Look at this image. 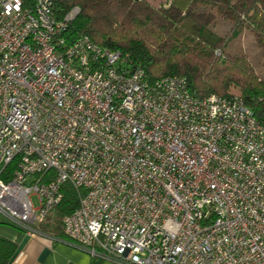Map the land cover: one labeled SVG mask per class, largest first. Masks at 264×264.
<instances>
[{"label":"built area","instance_id":"1","mask_svg":"<svg viewBox=\"0 0 264 264\" xmlns=\"http://www.w3.org/2000/svg\"><path fill=\"white\" fill-rule=\"evenodd\" d=\"M78 11L0 0V222L41 232L69 183L62 232L97 261L264 264V124L237 94L69 41Z\"/></svg>","mask_w":264,"mask_h":264},{"label":"trees","instance_id":"2","mask_svg":"<svg viewBox=\"0 0 264 264\" xmlns=\"http://www.w3.org/2000/svg\"><path fill=\"white\" fill-rule=\"evenodd\" d=\"M62 16L79 11L65 34L69 41L84 35L94 43L128 55L143 69L148 82L166 76L183 77L196 97L239 95L264 124V0H54ZM228 32H219V24ZM247 30L262 59L255 69L241 50L229 43ZM62 200L45 229L62 235L60 218L78 206L71 184L62 185ZM42 230V229H41ZM16 242L0 235V264H10Z\"/></svg>","mask_w":264,"mask_h":264},{"label":"crops","instance_id":"3","mask_svg":"<svg viewBox=\"0 0 264 264\" xmlns=\"http://www.w3.org/2000/svg\"><path fill=\"white\" fill-rule=\"evenodd\" d=\"M11 228L0 234L16 242L17 250L10 264H101L75 247L64 234L55 236L43 229L32 233Z\"/></svg>","mask_w":264,"mask_h":264},{"label":"rangeland","instance_id":"4","mask_svg":"<svg viewBox=\"0 0 264 264\" xmlns=\"http://www.w3.org/2000/svg\"><path fill=\"white\" fill-rule=\"evenodd\" d=\"M150 3L153 5L157 6L160 0H148ZM229 26L227 24H219L218 25V31L219 32H228ZM228 51L229 50H241L244 52L247 56L251 64L255 69H258L260 67V61L262 59L261 56V51L258 47V45L255 43L251 35L248 33L247 30H241V33L233 38V40L229 43V45L226 48ZM33 203L36 206L37 205V200L35 197H32ZM52 221L49 223H43L40 226V229H45V225L49 224L52 225ZM4 229H12L10 225L6 224H0V234H2V231H5ZM101 264H119L117 262H113L110 260H104L100 261Z\"/></svg>","mask_w":264,"mask_h":264}]
</instances>
